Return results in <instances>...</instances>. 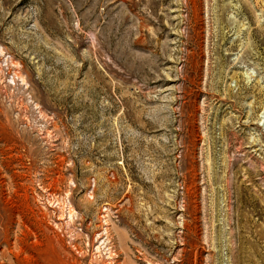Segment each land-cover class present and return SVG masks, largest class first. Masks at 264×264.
<instances>
[{
  "label": "rangeland",
  "instance_id": "374dc122",
  "mask_svg": "<svg viewBox=\"0 0 264 264\" xmlns=\"http://www.w3.org/2000/svg\"><path fill=\"white\" fill-rule=\"evenodd\" d=\"M0 264H264V0H0Z\"/></svg>",
  "mask_w": 264,
  "mask_h": 264
}]
</instances>
